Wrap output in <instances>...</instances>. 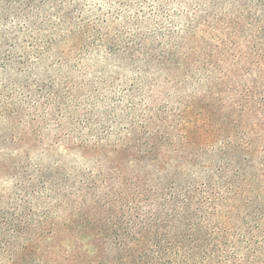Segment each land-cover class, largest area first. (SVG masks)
I'll use <instances>...</instances> for the list:
<instances>
[{"label":"rangeland","instance_id":"1","mask_svg":"<svg viewBox=\"0 0 264 264\" xmlns=\"http://www.w3.org/2000/svg\"><path fill=\"white\" fill-rule=\"evenodd\" d=\"M36 5L38 27L23 24L15 33L11 29L19 24L13 19L0 26L15 33L16 51L43 52L32 66L12 65L0 75V210L43 218L47 223L38 230L43 250L85 244L88 250L81 252L88 258L64 253L70 263L61 264L95 259L93 246H86L93 237L63 229L69 207L81 201L73 187L81 177L117 162L124 172L145 176L143 160L135 165V157H153L157 168L182 160V171L191 173L225 170L222 157L259 161L264 0H37ZM26 82L31 89L51 86V103L34 108ZM11 92L17 104L8 115ZM142 121L173 142L154 156L144 155L127 131L134 123L132 133L142 134ZM180 135L192 143L178 141ZM100 136L105 139L93 148ZM121 139L128 140L119 144ZM115 145L125 152L114 156ZM190 155L191 161L185 158ZM60 183L68 195L52 188ZM73 229L81 233L75 224ZM7 257L0 253V260Z\"/></svg>","mask_w":264,"mask_h":264},{"label":"trees","instance_id":"2","mask_svg":"<svg viewBox=\"0 0 264 264\" xmlns=\"http://www.w3.org/2000/svg\"><path fill=\"white\" fill-rule=\"evenodd\" d=\"M36 3L37 0H0V26L13 19L19 24L11 29L15 33L23 24L38 27L41 22L36 13L40 7ZM14 34L0 30V75L12 65L32 66L42 56L37 47L16 51ZM23 89L30 94L34 108L50 104L53 99L51 86L31 89L26 82ZM7 100L5 113L9 115L17 100L12 92ZM141 126L146 136L132 133L134 123L127 131L131 134L128 139L144 155L154 156L162 144L174 140L148 122L142 121ZM177 137L178 141L192 143L188 137ZM104 139L100 136L92 142L93 148ZM106 144L112 143L101 146ZM122 148L115 145L114 156L125 152ZM261 151L263 155L257 163L249 156L222 157L220 163L225 170L218 166L216 171L194 173L182 171V160L165 162L157 168L153 157H135V165L143 160L145 176L128 174L117 162L107 171L81 177L80 184L73 186L80 192L81 201L69 207L71 213L63 229L93 237L86 246H93L95 259L88 264H264V165L252 172L259 163L264 164V145ZM185 158L191 161L195 157ZM60 185L52 188L68 195L67 187ZM6 210H0V253L8 257L0 260L1 264H61L70 263L71 258H88L81 252L88 249L80 241L71 249L50 245L43 250L38 230L47 222L32 215L22 217L16 209ZM86 216L88 222L84 221ZM73 224L82 234L74 231ZM34 239L36 243H29ZM15 243L16 249L11 248ZM64 253L73 256L66 258Z\"/></svg>","mask_w":264,"mask_h":264}]
</instances>
